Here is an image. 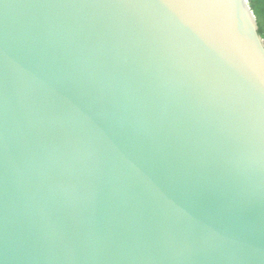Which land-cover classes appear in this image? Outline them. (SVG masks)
<instances>
[{"label":"water","instance_id":"1","mask_svg":"<svg viewBox=\"0 0 264 264\" xmlns=\"http://www.w3.org/2000/svg\"><path fill=\"white\" fill-rule=\"evenodd\" d=\"M249 11L0 0V264H264Z\"/></svg>","mask_w":264,"mask_h":264},{"label":"trees","instance_id":"2","mask_svg":"<svg viewBox=\"0 0 264 264\" xmlns=\"http://www.w3.org/2000/svg\"><path fill=\"white\" fill-rule=\"evenodd\" d=\"M247 3L255 17L259 34L264 39V31L260 27L261 13H264V0H247Z\"/></svg>","mask_w":264,"mask_h":264},{"label":"snow or ice","instance_id":"3","mask_svg":"<svg viewBox=\"0 0 264 264\" xmlns=\"http://www.w3.org/2000/svg\"><path fill=\"white\" fill-rule=\"evenodd\" d=\"M260 27L261 30L264 31V13H261Z\"/></svg>","mask_w":264,"mask_h":264},{"label":"rangeland","instance_id":"4","mask_svg":"<svg viewBox=\"0 0 264 264\" xmlns=\"http://www.w3.org/2000/svg\"><path fill=\"white\" fill-rule=\"evenodd\" d=\"M249 12H250V11H249ZM250 14H251V19H252V20H254V17H253V15H252V13H251V12H250Z\"/></svg>","mask_w":264,"mask_h":264}]
</instances>
